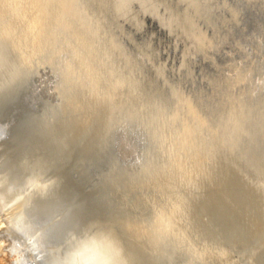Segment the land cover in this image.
<instances>
[{"label": "rangeland", "instance_id": "obj_1", "mask_svg": "<svg viewBox=\"0 0 264 264\" xmlns=\"http://www.w3.org/2000/svg\"><path fill=\"white\" fill-rule=\"evenodd\" d=\"M21 1L0 0V264L93 222L129 264H264V0Z\"/></svg>", "mask_w": 264, "mask_h": 264}, {"label": "clouds", "instance_id": "obj_2", "mask_svg": "<svg viewBox=\"0 0 264 264\" xmlns=\"http://www.w3.org/2000/svg\"><path fill=\"white\" fill-rule=\"evenodd\" d=\"M46 257L47 264H129L122 242L99 222L69 233L63 248L49 250Z\"/></svg>", "mask_w": 264, "mask_h": 264}, {"label": "bare ground", "instance_id": "obj_3", "mask_svg": "<svg viewBox=\"0 0 264 264\" xmlns=\"http://www.w3.org/2000/svg\"><path fill=\"white\" fill-rule=\"evenodd\" d=\"M13 1V0H12ZM21 1V0H20ZM17 2H19V1H17ZM22 2V1H21ZM72 2V1H71ZM198 3H200V2H198ZM18 4V3H17ZM207 4V3H206ZM127 6V5H126ZM204 6V5H203ZM209 6V5H208ZM209 8V7H208ZM215 8V7H214ZM136 10H138V9H136ZM33 11H34V13L37 11V7H35V5H34V8L32 9V13H33ZM39 11H40V9H39ZM69 11V10H68ZM134 11V10H133ZM209 11V10H208ZM61 12V11H60ZM31 13V14H32ZM69 13V12H68ZM141 13V12H140ZM218 13V12H217ZM223 13V12H222ZM42 15V14H41ZM40 15V16H41ZM39 15H37V14H33V15H30V18L28 19V23L31 25H33L34 23H36L37 22V17H38ZM213 16V15H212ZM214 17V16H213ZM215 18V17H214ZM196 23V22H195ZM245 24V23H244ZM2 25H3V23H2ZM199 25V24H198ZM263 27V26H262ZM246 29V28H245ZM247 33H249V32H247ZM73 34V33H72ZM229 34V33H228ZM4 42V41H3ZM247 46V45H246ZM1 49V48H0ZM1 52V51H0ZM160 52H161V50H160ZM2 53H3V51H2ZM2 53H1V56H2ZM138 56V55H137ZM3 57V56H2ZM1 57V59L3 60V58ZM1 59H0V61H1ZM4 63H6V62H4ZM4 63H3V66H4ZM1 64H2V61H1ZM68 65V64H67ZM0 66H2V65H0ZM2 66V67H3ZM5 67V66H4ZM4 67H3V69H4ZM173 68V67H172ZM176 68V67H175ZM196 69V68H195ZM229 69V68H228ZM1 71H2V69H1ZM0 71V72H1ZM3 74V73H2ZM2 74H0V75H2ZM192 76V75H191ZM1 77V76H0ZM134 77V76H133ZM193 77V76H192ZM197 77V76H196ZM232 77V76H231ZM130 78V77H129ZM194 78V77H193ZM186 79H188V78H186ZM135 80H136V78H135ZM159 80H160V78H159ZM183 81V80H182ZM188 81V80H187ZM111 82V81H110ZM195 82V81H194ZM189 83V82H188ZM184 84V83H183ZM119 85V84H118ZM117 85V86H118ZM156 85H158V84H156ZM119 87H120V85H119ZM122 90V89H121ZM233 91V90H232ZM233 93V92H232ZM203 94V93H202ZM143 95V94H142ZM127 97V96H126ZM133 98V97H132ZM160 98V97H159ZM209 99V98H208ZM220 99V98H219ZM248 101V100H247ZM184 102V104H185V106H186V108H187V112H189L192 116H193V119H195V120H197L198 122H201V123H204V121H203V118L199 115V113H198V111H197V109H196V107H195V105H193L192 104V102H190V101H183ZM208 103V102H207ZM211 104H212V102H211ZM241 104V103H240ZM220 105V104H219ZM249 105V104H248ZM26 106V105H25ZM179 106V105H178ZM211 106H213V105H211ZM216 106V105H215ZM10 107V106H9ZM235 107V106H234ZM21 108V107H20ZM28 108V107H27ZM211 108H213V107H211ZM249 108V107H248ZM10 109V108H9ZM16 109V108H15ZM224 109V108H223ZM18 110V109H17ZM21 110V109H20ZM27 110V109H26ZM37 110V109H36ZM24 111V110H23ZM229 111V110H228ZM231 111H232V109H231ZM4 112V111H3ZM261 112V111H260ZM263 112V111H262ZM261 112V113H262ZM18 113V112H17ZM207 113H208V111H207ZM16 114V113H15ZM257 114H258V112H257ZM242 115V114H241ZM226 116V115H225ZM224 116V117H225ZM9 117V116H8ZM209 117V116H208ZM223 117V118H224ZM244 117V116H243ZM207 118V117H206ZM251 118V117H250ZM10 119H12V118H10ZM240 119V118H239ZM6 120V119H5ZM4 120V121H5ZM223 121V120H222ZM259 121V120H258ZM227 122V121H226ZM244 124H245V122H244ZM133 131V130H132ZM212 131V130H211ZM213 133V132H212ZM246 134V133H245ZM216 135V134H215ZM248 135V134H247ZM256 137V136H255ZM251 140V139H250ZM247 141V140H246ZM250 146V145H249ZM257 148H258V146H257ZM257 156V155H256ZM94 163V162H93ZM99 166V165H98ZM80 167V166H79ZM72 175V174H71ZM82 179V178H81ZM73 180V179H72ZM70 182V181H69ZM8 191H9V189H8ZM7 194H9V193H7ZM1 200V199H0ZM10 202H12V201H10ZM16 205V204H15ZM19 206H21V205H19ZM6 208V207H5ZM18 209H19V207H17ZM10 209V208H9ZM12 209V208H11ZM212 209V208H211ZM217 209V208H216ZM1 210H2V208H1ZM6 210H8V209H6ZM15 210V209H14ZM218 210V209H217ZM13 212V211H12ZM17 212H19V211H17ZM5 213V212H4ZM14 213V212H13ZM41 214V213H40ZM13 215V214H12ZM207 215V214H206ZM216 215V214H215ZM8 217V216H7ZM11 217V216H10ZM9 218V217H8ZM189 218V217H188ZM17 215L16 216H14L13 215V217H11V218H9V219H6V220H8V221H13V225H14V223H15V225L16 224H18L17 223ZM21 224V223H20ZM24 224V223H23ZM7 225V224H6ZM9 225V224H8ZM15 225L13 226V227H15ZM20 226V225H19ZM18 226V227H19ZM22 226V225H21ZM12 226H11V228H13ZM24 227V226H23ZM23 227H22V229H23ZM7 229V228H6ZM20 229V228H19ZM25 229V228H24ZM17 230V229H16ZM21 231V230H20ZM22 232H24V231H22ZM25 233V232H24ZM30 236V235H29ZM12 255H14V254H12ZM14 261V264H19L16 260H13Z\"/></svg>", "mask_w": 264, "mask_h": 264}]
</instances>
